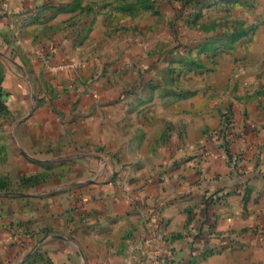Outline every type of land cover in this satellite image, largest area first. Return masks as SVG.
I'll return each mask as SVG.
<instances>
[{
    "label": "crops",
    "instance_id": "crops-1",
    "mask_svg": "<svg viewBox=\"0 0 264 264\" xmlns=\"http://www.w3.org/2000/svg\"><path fill=\"white\" fill-rule=\"evenodd\" d=\"M45 1L0 0L4 102L18 114L0 121V177L49 172L28 190L0 192V264H127L132 254V264H253L252 252H264V0H247L252 31L211 55L212 69L199 72L194 92L179 100L165 94L172 53L153 51L167 41L160 26L173 30L169 0L135 16L127 15L133 6H122L133 0H51L47 8L63 10L51 23L65 29L38 46L29 65L9 43L14 21L4 15ZM104 53L118 64L97 67ZM75 60L84 63L58 68ZM30 75L48 83L49 96L28 119ZM226 116L238 166L216 136ZM234 182L213 206L211 233L193 239L205 194Z\"/></svg>",
    "mask_w": 264,
    "mask_h": 264
},
{
    "label": "rangeland",
    "instance_id": "rangeland-1",
    "mask_svg": "<svg viewBox=\"0 0 264 264\" xmlns=\"http://www.w3.org/2000/svg\"><path fill=\"white\" fill-rule=\"evenodd\" d=\"M176 1L177 0L166 1V5L170 6V10H168L169 8H167L165 9L166 12H164L168 17L166 23H168V21L171 19V22L173 23V30L169 25L170 34L167 35V32L164 31V25L160 26L158 35L163 36V34L166 33V35L164 36H166L167 41L165 44H162L163 46H161L160 49L158 44L153 49V51L157 52L163 51V49L165 48L166 50H170L173 55V59L170 62L172 67H169V70L171 71L170 76L166 77L167 81H169L168 86L171 87L167 91H165V94L170 95V98H172L173 100H179L181 98L188 97L187 95L194 92L193 88L190 87L197 86V83L199 81V78H197V76H199V72H202V74H200V76H202L204 71L207 72L212 69L213 59L211 58V55L215 56L219 54L220 50L228 47L231 44L230 42L234 41L233 39L235 34L252 31L249 27L252 25H246L247 13L245 8H247L249 11L253 9V5L251 3L246 4L247 0H235L236 5L225 3V5H222L221 7L210 0H207V3L204 5L198 3L199 0H188L191 7L195 4H198L197 9L194 10V8H191L189 10L187 6L186 8L182 9L184 15L178 17L177 10L179 7H182V2L181 0H178L180 2V6H173L174 2ZM150 2H152L153 4L155 3L157 5V7L155 8L159 10L161 6L157 3H164V0H133L128 1L126 3L127 5L123 4L122 6H133V8L135 9H133V11L131 13H128L127 15L135 16L141 13V11H138L142 8H145V5L150 4ZM44 3L45 4L41 6L28 9L27 11L23 12L24 14H3L4 16L7 15V17H11V21H14V28H12V32L14 33L13 37L10 38L9 43H11L14 50L19 52L20 56L27 58V62L29 63V65L31 63V58H33L34 55L37 54L38 46H42L44 41L45 45H50L48 44L49 42L46 41L51 40V38H53V36H55L60 30L62 31L65 29V27L61 28L59 23H51L52 20L57 17V15L63 10H61V8L53 9L45 7V5L51 3V0H46ZM238 3L240 4L238 5ZM83 12L84 11H81L79 14H82ZM0 13L2 14V12ZM87 13L90 14V12ZM82 17L83 16H81V18ZM168 24H170V21ZM92 29V25L84 29L85 35L82 39H80L82 43L89 39V33ZM111 31L115 34L118 33L117 28H111ZM24 36L26 38V42L24 41ZM39 38H41V40ZM203 38L205 40L202 41V43H205L206 39L209 41H207L202 46V44L199 42L200 40H203ZM94 43L95 42L92 43L93 48L91 49V51H94L97 47ZM203 51L205 53H202ZM104 55V58L98 57L100 59V64H98V62L96 61L97 67H99L100 65L104 66L105 64H102V62H110L112 66L118 64V58H115L114 55L110 53H104ZM83 61L78 60L76 62V66H80L82 63H84ZM180 65L184 66L182 70H180ZM187 66H193L194 71L189 70V67L187 70ZM26 71L32 74L35 69L33 66H30ZM94 73L95 72H93V74ZM4 76V72L0 70V121L7 122L9 124V121L7 120L11 121L12 119V122H14V117H16L18 114H16L13 109H9L8 105L4 102L7 101L6 97L8 96V94L6 93L7 89H5L4 85ZM99 78L100 76H97V80ZM97 80H95V82ZM86 82L88 81L86 80ZM93 82L94 75H91L90 83L93 84ZM24 87L26 97L28 99L26 114H29V119L31 116L35 115L37 110L40 108V102L49 96V87L47 82L43 84L42 80H40L38 77H34L33 79L32 75L28 76ZM92 91V93L96 95L97 90L95 89ZM163 94L164 93L160 94L161 97H166L163 96ZM184 94H186V96L182 97ZM31 100H36V102H31ZM34 161L38 162L34 159L31 162ZM46 177H49L48 171H41L35 175L29 174L16 177L2 176L0 177V192L18 193L24 190H28L33 187V185L38 183L39 180ZM262 233L263 234L261 236L264 237V232ZM259 257L264 258V252H252V259L254 260L253 264H256V260ZM260 264H264V261L261 260Z\"/></svg>",
    "mask_w": 264,
    "mask_h": 264
},
{
    "label": "trees",
    "instance_id": "trees-1",
    "mask_svg": "<svg viewBox=\"0 0 264 264\" xmlns=\"http://www.w3.org/2000/svg\"><path fill=\"white\" fill-rule=\"evenodd\" d=\"M182 2V7L178 8L177 12H178V17H181L183 14V8H186L189 4L188 0H181ZM45 4V3H44ZM49 5V4H48ZM48 5H45L48 6ZM242 35H244V33L241 34H235L234 35V41L237 40L238 38H240ZM224 125L221 129H219V131L217 132L216 136L217 138L221 139V146L223 147L225 153L227 154V156L229 157V159H232V154L230 153V145L232 144V142L234 141L236 135L231 131L230 128V118L226 116V119L224 121ZM238 186V184L236 182H234V184L231 187H221L213 192L209 191L205 194L204 197V202H203V208L201 210V214H202V218L199 219V225L197 227V233L195 234V236L193 237V239L198 238L201 235H208L211 233L212 228L215 225V215L214 212L212 211L213 206H215L216 204L220 203L221 201H223L225 199V197H227L232 191H234V189ZM190 221L192 222V218L190 219ZM213 249L210 248L208 249L206 252H204V256H207L209 252H211Z\"/></svg>",
    "mask_w": 264,
    "mask_h": 264
},
{
    "label": "built area",
    "instance_id": "built-area-1",
    "mask_svg": "<svg viewBox=\"0 0 264 264\" xmlns=\"http://www.w3.org/2000/svg\"><path fill=\"white\" fill-rule=\"evenodd\" d=\"M76 65H77L76 61H69V62L62 63L60 66H58V68L76 67ZM203 154L205 156H211L212 155V153L210 151H208V150L203 151ZM230 162H231V164L233 166H238L239 163H240L239 156H233L232 159L230 160ZM145 241H146L147 244L151 245L155 241V238L151 236V237H148ZM136 257H137L136 254H132L128 258L127 264H132V262L135 261ZM152 259H155L154 261H159V260H156L157 258H152ZM155 263H157V262H155Z\"/></svg>",
    "mask_w": 264,
    "mask_h": 264
}]
</instances>
